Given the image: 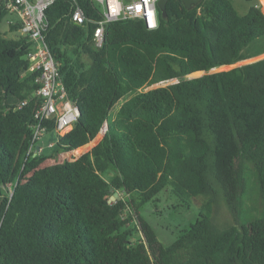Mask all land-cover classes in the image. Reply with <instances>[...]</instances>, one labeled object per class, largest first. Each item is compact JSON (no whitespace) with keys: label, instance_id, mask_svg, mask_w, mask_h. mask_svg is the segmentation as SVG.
<instances>
[{"label":"trees","instance_id":"1","mask_svg":"<svg viewBox=\"0 0 264 264\" xmlns=\"http://www.w3.org/2000/svg\"><path fill=\"white\" fill-rule=\"evenodd\" d=\"M11 1L0 0V264H264V56L251 60L264 54L260 1L169 0L158 26L114 21L97 45L94 3L55 0L43 33L80 115L56 132L53 154L37 144L55 118L30 149L43 98L22 18L1 29ZM70 151L81 155L59 162ZM167 188L188 208L201 199L170 244L140 214ZM221 202L234 223L215 221Z\"/></svg>","mask_w":264,"mask_h":264},{"label":"built area","instance_id":"2","mask_svg":"<svg viewBox=\"0 0 264 264\" xmlns=\"http://www.w3.org/2000/svg\"><path fill=\"white\" fill-rule=\"evenodd\" d=\"M55 0H12L9 7L17 11L22 18V31L30 35L34 41V49L30 53L29 71L39 72L37 81L40 83L38 94L43 98L35 117L34 137L31 150L37 139L45 130L43 122L47 119H56L55 131L66 133L80 115L76 102L68 97V92L60 77V62L51 52L45 41L43 31L47 24L45 10ZM98 9L101 16L94 20L96 27L94 40L102 45L104 34L109 23L128 19H144L148 27L159 24V0H90ZM88 16L80 5L73 13V19L79 23L87 21ZM14 189V188H13ZM13 191V190H12ZM13 195V192L10 193Z\"/></svg>","mask_w":264,"mask_h":264},{"label":"rangeland","instance_id":"3","mask_svg":"<svg viewBox=\"0 0 264 264\" xmlns=\"http://www.w3.org/2000/svg\"><path fill=\"white\" fill-rule=\"evenodd\" d=\"M262 9L264 11V0H259ZM20 20L18 15L16 14H8L3 22L1 23V29L3 31H7L9 29V22L12 21H18ZM10 34V32H9ZM264 54L255 57L251 60L263 57ZM246 61L243 62H238L233 65H224L218 68H215L212 71H220V70H227L230 69L232 66H237L245 63ZM210 72V71H209ZM205 71L203 72H195L193 74H190L188 76H184L181 78H175L167 81H162L150 86H144L141 89H136L131 91L129 94H127L125 97H123V101L126 99L130 98L134 94L148 90L151 88H156L159 86H165L168 84H171L173 82H176L180 79L183 78H189V77H196L204 74ZM70 130V129H69ZM104 136V130L99 132V134L87 145L83 146L84 150L82 151L83 153L90 150L94 145H96ZM57 139V133L56 131H50L48 133H45L40 139L38 140L37 146L45 148V153L46 154H53V147L51 145V142H54ZM71 154V155H70ZM81 155V154H80ZM72 156H76L75 154H72L71 152H67L65 155H61L59 157V162H63L66 160H71ZM56 161L54 159H50L46 163H42L40 166L37 167V169L28 175V177H34L38 174V172L48 164L55 163ZM200 198H195L191 204L190 207L188 208L187 205L181 201L178 197H176L173 192L170 189H164L159 195L142 205L140 208V214L144 216L156 229L160 239L165 243V244H170L176 238L178 237L180 230L184 228L185 226H188L190 222L194 221L198 216H199V207H200ZM257 214H254L252 216H255ZM214 217L215 221L220 224V225H227L229 223H234L233 215L230 212L229 208L227 205H225L223 202L221 204L216 205L215 212H214ZM135 223V221H134ZM137 233L135 234V238L137 237Z\"/></svg>","mask_w":264,"mask_h":264},{"label":"water","instance_id":"4","mask_svg":"<svg viewBox=\"0 0 264 264\" xmlns=\"http://www.w3.org/2000/svg\"><path fill=\"white\" fill-rule=\"evenodd\" d=\"M169 0H159L158 5H159V9L162 11L163 14L167 13V3ZM184 5L188 8L191 9L192 7L196 6L197 4H199L202 0H182ZM258 59V58H257ZM256 60V59H255ZM231 66V65H230ZM234 67V66H232ZM231 67V68H232ZM214 70V69H212ZM210 70V72H214ZM39 148V146H37V149ZM119 196V192H115L114 195L111 197V199H116Z\"/></svg>","mask_w":264,"mask_h":264},{"label":"crops","instance_id":"5","mask_svg":"<svg viewBox=\"0 0 264 264\" xmlns=\"http://www.w3.org/2000/svg\"><path fill=\"white\" fill-rule=\"evenodd\" d=\"M12 14H16V15H18V17H19V19H20V16H19V14H18V12L17 11H12ZM55 142V141H54ZM54 142H51V145L54 143ZM40 148H39V150L41 149V146H39ZM71 152V151H70ZM66 153H64V154H62V155H65ZM61 156V155H60ZM78 156H80V155H76V156H72L71 157V159H73V157H78Z\"/></svg>","mask_w":264,"mask_h":264},{"label":"clouds","instance_id":"6","mask_svg":"<svg viewBox=\"0 0 264 264\" xmlns=\"http://www.w3.org/2000/svg\"><path fill=\"white\" fill-rule=\"evenodd\" d=\"M72 126H73V125H72ZM71 128H72V127H71ZM71 128H70V129H71ZM102 130H104V129H102ZM104 132H105V131H104ZM38 150H39V148H38Z\"/></svg>","mask_w":264,"mask_h":264}]
</instances>
